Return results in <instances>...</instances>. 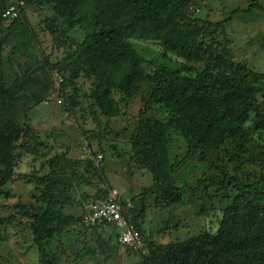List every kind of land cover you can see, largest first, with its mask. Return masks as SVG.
Instances as JSON below:
<instances>
[{
    "label": "rangeland",
    "instance_id": "1",
    "mask_svg": "<svg viewBox=\"0 0 264 264\" xmlns=\"http://www.w3.org/2000/svg\"><path fill=\"white\" fill-rule=\"evenodd\" d=\"M257 1L264 7V0ZM179 2L189 18L212 23L226 19L237 8L243 10L225 30L207 31V38L199 39L197 46L225 51L231 61L260 76L257 83L249 84L263 90L258 98L264 101V12L248 10L249 0ZM12 3L20 4L21 14L4 19L3 11ZM71 6L70 0H0L4 84L30 78L22 91L10 93L0 107V171L10 177L0 187V264H144L148 250L140 253L121 246L114 228L88 217L90 206L113 190L132 222L139 223L149 246L217 234L237 199L264 211V200L238 185L255 184L262 178L264 131L256 127L254 113L223 141L220 151H195L186 138L195 126L189 108L149 101L156 90L151 78L158 70L168 69L176 80L192 78L183 65L203 71L208 55L200 50L180 57L166 51L161 41L128 39L144 79L132 82L129 93L110 88L99 98L97 88L107 86L100 83L101 74L88 65L76 77L78 67L65 60L90 31L86 24L70 22ZM55 25L60 29L53 32ZM199 27L179 19L175 22L182 33ZM147 105L149 117L164 129L175 186L196 187L203 178L221 181L224 173L237 182L199 196L185 192L175 203L164 201L157 191L144 193L155 182L136 155L134 139ZM224 112L233 116L235 105ZM217 120L209 131L212 138L223 127ZM259 188L264 191L263 181ZM44 197L74 221L61 234L38 242L34 215Z\"/></svg>",
    "mask_w": 264,
    "mask_h": 264
},
{
    "label": "trees",
    "instance_id": "2",
    "mask_svg": "<svg viewBox=\"0 0 264 264\" xmlns=\"http://www.w3.org/2000/svg\"><path fill=\"white\" fill-rule=\"evenodd\" d=\"M70 1L72 6L67 18L73 24L88 25L90 31L83 43L65 60L78 67L76 77L88 65L101 74L100 83L107 86L97 88L99 98L105 97L110 88H120L129 93L133 88L132 82L144 79L138 67L139 58L126 40L161 41L166 51H172L180 57L194 56L200 50L208 55L203 71L183 65L184 71L192 78L176 80L168 69L158 70L155 77L151 78L156 83V90L149 95V101L170 102L181 109L189 108V115L195 123L194 128L186 134L191 148L195 151H220L223 141L231 138L234 130L240 129L239 124L247 121L250 113L256 115V127L264 131V101L258 98V93L263 90L249 84L257 83L261 77L245 65L231 61L225 51L216 53L210 47L197 46L199 39L207 38L210 29L213 33L225 30L235 16L243 11L241 8L230 12L226 19L212 23L186 16L179 0ZM248 10L264 12V7L257 0H249ZM178 19L200 27L194 32H178L175 28ZM59 29V25L52 26L53 32ZM29 82L30 78H27L5 85L0 61V107L5 97L13 91H22ZM233 105L235 113L226 116L224 111ZM149 113L147 105L141 113L134 139L136 155L153 175L155 182L144 193L157 191L164 201L175 203L180 201L185 192L199 196L205 190L222 191L237 182L236 178L224 173L221 181L203 178L196 187L175 186L174 167L169 163L164 129L159 121L149 117ZM215 120L220 121L223 127L212 138L209 131ZM9 181V175L0 171V187ZM261 181L264 182V169ZM260 182L250 185L238 182V185L264 200ZM124 215L140 231L139 223L132 222L125 208ZM34 218L33 231L38 242L61 234L74 221L73 217L63 214L47 197H44ZM104 225L116 230L114 226ZM146 248L150 256L146 257L144 264H264V211L248 201L237 199L228 209L217 234L205 233L165 245L146 244Z\"/></svg>",
    "mask_w": 264,
    "mask_h": 264
},
{
    "label": "built area",
    "instance_id": "3",
    "mask_svg": "<svg viewBox=\"0 0 264 264\" xmlns=\"http://www.w3.org/2000/svg\"><path fill=\"white\" fill-rule=\"evenodd\" d=\"M17 3L10 4L3 13L4 19L17 18L20 9ZM88 217L99 224L114 226L118 243L132 251L146 253V242L141 232L124 215V206L117 191H109L107 197L90 206Z\"/></svg>",
    "mask_w": 264,
    "mask_h": 264
}]
</instances>
